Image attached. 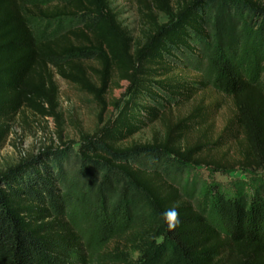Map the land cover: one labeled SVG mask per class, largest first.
I'll return each mask as SVG.
<instances>
[{
	"label": "trees",
	"instance_id": "obj_1",
	"mask_svg": "<svg viewBox=\"0 0 264 264\" xmlns=\"http://www.w3.org/2000/svg\"><path fill=\"white\" fill-rule=\"evenodd\" d=\"M142 1L168 21H153L154 30L144 44L134 47L110 0H67L40 10L44 20L79 23L63 32L57 27L49 36L30 23L33 10L39 11L35 0H0V147L21 112L55 116L56 75L104 105L116 72L128 83V99L114 120L82 136L80 149L87 168L122 175L131 197L126 207L115 205L99 213L100 233L108 238L102 264H264V179L260 186H243L249 190L246 201L236 185L208 184L207 198L218 228L183 199L164 171L173 160L224 174L239 168L249 178L264 175V2L177 0L175 8L170 0ZM218 4L236 12L242 28L240 47L210 46L207 12ZM194 43L209 52L208 74L215 88L232 100L235 116L213 144L198 141L185 147L180 145L184 135L208 116L209 109L199 105L176 123L166 120L167 112L202 99L206 85L172 75L171 60L177 61L184 51L194 52ZM89 60L100 68L87 67ZM161 120L166 122L163 141L118 147ZM234 127L242 134L240 159L235 165L210 159ZM145 155L162 163L163 170L133 166L134 159ZM64 159V152L48 149L0 172V264L82 260L83 244L71 218L73 198L64 187ZM171 207L179 213L174 228L163 219Z\"/></svg>",
	"mask_w": 264,
	"mask_h": 264
},
{
	"label": "rangeland",
	"instance_id": "obj_2",
	"mask_svg": "<svg viewBox=\"0 0 264 264\" xmlns=\"http://www.w3.org/2000/svg\"><path fill=\"white\" fill-rule=\"evenodd\" d=\"M65 1L67 0H35L39 11L34 9L29 16L32 27L38 33L49 36L57 27L63 32L79 26L78 21L75 20L63 19L57 22L42 19L40 10H50L56 5L62 6ZM258 1L264 2V0ZM170 2L175 8L177 7V0ZM110 8L132 38L134 47L144 44L146 37L154 30L153 21L156 25L168 21L167 17L147 9L142 0H110ZM206 28L211 47L221 45L231 49L241 46V23L233 8L221 4L210 8L207 12ZM193 45L194 52L184 51L176 56L177 61L171 60L174 65L172 75H179L192 81L195 79L202 81L206 85L202 91V99L195 98L188 103L174 106L167 112L166 118L167 121L176 123L189 116L199 105L209 109L208 116L184 135L180 145L185 147L192 146L198 141L213 144L235 116L232 100L215 88L208 74L209 52L202 46L195 43ZM85 64L87 67L100 68L93 60ZM88 71L92 74L90 68ZM54 80L58 92L55 116L42 117L30 111H23L11 122L10 135L0 147V172L18 165L25 159L38 156L48 149L64 152L65 159L62 165L65 174L64 187L73 198L71 218L83 244L82 260L77 261L76 264H102L107 251L108 238L100 233L99 213L101 210L108 211L115 205L126 207L130 204L131 197L122 175L116 172L102 173L92 166L87 168L80 149L83 135H93L107 122L116 118L118 107H122L128 99L126 97L128 83L121 81L119 75L114 72L109 89L104 95L103 105L59 76L56 75ZM96 81L98 82L97 78ZM165 125L166 122L162 120L150 124L131 138L119 143L118 147L127 149L135 145H153L156 140L163 141ZM235 135H238V140ZM241 139V132L234 127L226 139L227 142L209 154L210 159L220 161L222 164L235 165L240 159L238 146ZM205 153L199 157V160L207 155V152ZM171 161L170 167L164 170L168 181L179 187L183 199L218 228L220 224L207 198L208 184L216 181L232 187L236 185L237 193L246 201L249 190L243 186L247 183L260 186V180L264 179L261 173L249 178L239 168L224 174L213 172L204 165H184ZM132 164L149 171L163 170L164 167L162 163L146 155L137 157ZM261 191L264 193V188Z\"/></svg>",
	"mask_w": 264,
	"mask_h": 264
},
{
	"label": "clouds",
	"instance_id": "obj_3",
	"mask_svg": "<svg viewBox=\"0 0 264 264\" xmlns=\"http://www.w3.org/2000/svg\"><path fill=\"white\" fill-rule=\"evenodd\" d=\"M163 219L169 228H174L179 223V213L176 207H171L163 213Z\"/></svg>",
	"mask_w": 264,
	"mask_h": 264
}]
</instances>
